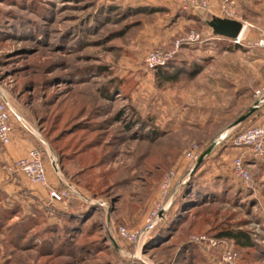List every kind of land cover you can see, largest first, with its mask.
<instances>
[{
	"label": "rangeland",
	"instance_id": "rangeland-1",
	"mask_svg": "<svg viewBox=\"0 0 264 264\" xmlns=\"http://www.w3.org/2000/svg\"><path fill=\"white\" fill-rule=\"evenodd\" d=\"M213 18L243 24V45ZM262 34L264 0H0V97L48 182L8 172L0 146V264H264V156L232 145L258 121Z\"/></svg>",
	"mask_w": 264,
	"mask_h": 264
},
{
	"label": "built area",
	"instance_id": "built-area-1",
	"mask_svg": "<svg viewBox=\"0 0 264 264\" xmlns=\"http://www.w3.org/2000/svg\"><path fill=\"white\" fill-rule=\"evenodd\" d=\"M173 4L179 5L183 11H189L191 9L200 11L207 6V0H167ZM231 17V16H229ZM232 18V17H231ZM243 25V24H242ZM244 28H246L243 25ZM243 35H239L234 40H230L232 44L243 45ZM255 46L260 50L264 51V34H262L255 42ZM156 56L152 54L150 58L155 60ZM254 107L258 111V121L253 126L247 127L232 139V145L237 149H243L251 154L253 158H261L264 156V89L257 90L254 94ZM11 109L4 98L0 97V146L5 147L12 141L11 139V124L10 123ZM28 154L12 164L5 166L8 172L22 174L28 182L31 184H37L43 187H47V176L46 167H44L42 161V153L36 148L31 149L27 152ZM189 157L193 156V153L188 154ZM231 172L232 175L239 181L248 182L250 176L248 173V166L242 157H235L231 160ZM173 179V173L170 172L166 175L161 185L162 190V201L156 205V209L150 214L148 222L158 217V211H165L170 202L168 190L171 186ZM49 196L57 201H60L63 197L59 196L52 189H49ZM166 199H169L168 201ZM167 201V203H165ZM165 203V204H164ZM164 204V205H163ZM120 235L123 239H126L129 243L133 244L136 241L134 234L126 231L125 229L120 230Z\"/></svg>",
	"mask_w": 264,
	"mask_h": 264
},
{
	"label": "crops",
	"instance_id": "crops-1",
	"mask_svg": "<svg viewBox=\"0 0 264 264\" xmlns=\"http://www.w3.org/2000/svg\"><path fill=\"white\" fill-rule=\"evenodd\" d=\"M246 31V30H245ZM11 120V119H10ZM20 126H15L11 124V143L4 148V152L1 155L2 160L7 161V163H12L17 161L19 158L26 156L28 151L33 148V140L25 137V133H29L30 136H34V129L30 128V126H26L25 124H20ZM39 137V136H38ZM5 169V168H4Z\"/></svg>",
	"mask_w": 264,
	"mask_h": 264
},
{
	"label": "water",
	"instance_id": "water-1",
	"mask_svg": "<svg viewBox=\"0 0 264 264\" xmlns=\"http://www.w3.org/2000/svg\"><path fill=\"white\" fill-rule=\"evenodd\" d=\"M206 24L215 36L224 37L229 40L236 39V37L239 36L243 30V25L240 22L224 18H213L212 20L207 21ZM253 110H256V107H253ZM245 118L247 117L244 116L240 121Z\"/></svg>",
	"mask_w": 264,
	"mask_h": 264
},
{
	"label": "trees",
	"instance_id": "trees-1",
	"mask_svg": "<svg viewBox=\"0 0 264 264\" xmlns=\"http://www.w3.org/2000/svg\"><path fill=\"white\" fill-rule=\"evenodd\" d=\"M223 39H226V38H223ZM226 40L228 41L229 39H226ZM76 210H78V209H74L73 207H70V209H69V211H76ZM65 221L68 222L71 225H72V223H74V221H72V220L71 221H69V219L67 220V217L65 218ZM218 236L219 237L228 238V239L232 240L237 246H239L241 248L242 247L243 248H251V247H253V242L251 241V239L244 232H240V231H237V230H227L225 232H221Z\"/></svg>",
	"mask_w": 264,
	"mask_h": 264
},
{
	"label": "bare ground",
	"instance_id": "bare-ground-1",
	"mask_svg": "<svg viewBox=\"0 0 264 264\" xmlns=\"http://www.w3.org/2000/svg\"><path fill=\"white\" fill-rule=\"evenodd\" d=\"M242 29H243V30H242V33H241V35H243V34H244V32H245V30H246L244 27H242Z\"/></svg>",
	"mask_w": 264,
	"mask_h": 264
}]
</instances>
